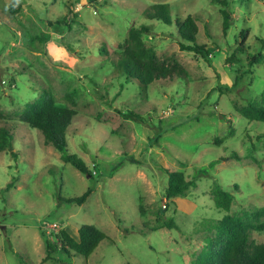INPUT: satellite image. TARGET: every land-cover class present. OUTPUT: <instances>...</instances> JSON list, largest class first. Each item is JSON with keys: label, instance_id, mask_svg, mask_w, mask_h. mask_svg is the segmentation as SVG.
Here are the masks:
<instances>
[{"label": "rangeland", "instance_id": "obj_1", "mask_svg": "<svg viewBox=\"0 0 264 264\" xmlns=\"http://www.w3.org/2000/svg\"><path fill=\"white\" fill-rule=\"evenodd\" d=\"M218 1L0 0V112L7 119L0 126L13 137V149L0 153V264H194L226 214L214 206L215 185L234 196L230 214L264 207V122L235 112L249 103L264 107V0H225L232 18L226 34ZM155 4L167 5L171 25L145 17ZM9 5L20 8L11 14ZM188 16L206 60L179 47L174 22ZM141 25L150 29L146 46L159 59H175L185 77L147 88L125 80L118 54ZM245 30L246 54L228 64ZM259 53L262 62L248 69L247 56ZM44 89L60 107H72V94L66 150L92 178L18 121ZM164 170L192 182L184 198L165 197ZM89 188L81 205L58 200ZM82 225L105 235L88 258L55 252L44 261L41 228L77 237ZM249 241L263 243L264 233L251 231Z\"/></svg>", "mask_w": 264, "mask_h": 264}, {"label": "trees", "instance_id": "obj_2", "mask_svg": "<svg viewBox=\"0 0 264 264\" xmlns=\"http://www.w3.org/2000/svg\"><path fill=\"white\" fill-rule=\"evenodd\" d=\"M221 3L222 30L226 34L232 24V18L226 9L225 0ZM20 6L13 8L8 6V12L15 14ZM145 17L151 21H158L165 25H171L172 20L166 4H155L144 12ZM176 35L179 39L181 51L191 52L204 60L208 58L209 52L204 45L196 42L197 26L194 20L188 16L185 20H175ZM150 32L149 27L141 25L139 28H132L128 32L124 48L118 54L116 62L119 71L125 80L136 81L144 88L159 80L172 79L173 77H185L186 72L176 62L175 59H159L155 51L147 47L143 37ZM248 31L239 34V43L231 56L226 59L228 64L238 63L239 56L246 54L245 46ZM185 43V45L183 44ZM247 67L251 69L253 65L259 64L263 60L261 53L247 56ZM247 73H250L248 70ZM240 74L237 72L234 84L237 83ZM264 95V91H263ZM68 101L72 107L75 102L72 94L68 96ZM72 107H60L55 103L53 94L44 89L38 99L33 103L25 105L24 110L19 114L18 121L26 124L32 129L38 130L46 145L52 146L60 154L61 160L71 165L75 170L83 175L92 178L91 170L84 161L74 154L67 153V129L76 115ZM236 114L249 123L264 122V107L249 103L244 107L235 108ZM126 119H139L136 114L128 113ZM6 116L0 112V121H5ZM217 143L220 141L216 140ZM13 149V137L5 126H0V153ZM167 175V188L165 197L173 200L179 197L184 198L192 187V182L186 180L185 175L180 171L164 170ZM16 179L7 185L12 188ZM237 189L236 185L232 186ZM91 189H87L80 197L59 201L64 203L75 202L81 205L91 194ZM214 206L218 210L226 212L220 220L214 221L213 229L215 236L207 240L202 252L197 256L194 264H264V242L255 244L249 241V233L255 231L264 233V207L250 215L230 214L233 209L234 196L226 189L215 185L211 192ZM141 206H139V211ZM169 227L168 224L164 225ZM40 234L44 241L46 257L44 261L53 260L51 255L60 252L69 256L71 253L88 258L99 243L105 239V235L93 225H82L77 231V237H73L66 230L62 229L52 236H47L44 228L40 229Z\"/></svg>", "mask_w": 264, "mask_h": 264}, {"label": "built area", "instance_id": "obj_3", "mask_svg": "<svg viewBox=\"0 0 264 264\" xmlns=\"http://www.w3.org/2000/svg\"><path fill=\"white\" fill-rule=\"evenodd\" d=\"M97 1H101V0H97Z\"/></svg>", "mask_w": 264, "mask_h": 264}]
</instances>
